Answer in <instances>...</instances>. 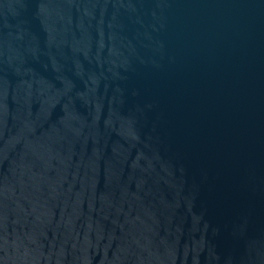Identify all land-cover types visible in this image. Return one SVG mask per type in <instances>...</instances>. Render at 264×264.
Instances as JSON below:
<instances>
[{"label": "water", "instance_id": "water-1", "mask_svg": "<svg viewBox=\"0 0 264 264\" xmlns=\"http://www.w3.org/2000/svg\"><path fill=\"white\" fill-rule=\"evenodd\" d=\"M0 264H264V0H0Z\"/></svg>", "mask_w": 264, "mask_h": 264}]
</instances>
